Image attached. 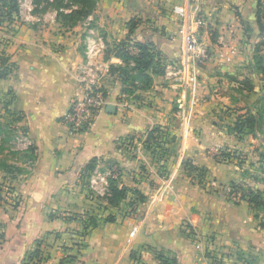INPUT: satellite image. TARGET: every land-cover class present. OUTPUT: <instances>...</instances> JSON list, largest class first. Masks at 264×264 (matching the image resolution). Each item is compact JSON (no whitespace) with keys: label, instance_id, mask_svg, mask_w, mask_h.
<instances>
[{"label":"crops","instance_id":"1","mask_svg":"<svg viewBox=\"0 0 264 264\" xmlns=\"http://www.w3.org/2000/svg\"><path fill=\"white\" fill-rule=\"evenodd\" d=\"M250 1L257 7V0H97L94 12L70 27L53 11H36L35 0H19V16L0 40V53L13 63L0 79V119L13 123L30 159L14 162L12 177L0 166V183L9 182L20 201L0 207V264H25L39 245L40 264H163L158 252L176 264H264V218L248 201L235 203L215 189L243 180L241 169L210 155L233 149L249 161L263 158V133L229 130L263 97L256 81L252 92L241 85L254 61L245 29L253 20L244 15ZM189 6V25L212 58L185 85L167 73L183 41L175 8ZM197 6L206 26L196 22ZM132 19L131 39L152 43L164 72L152 75L151 89L129 95L118 71L125 64L107 46L128 37ZM84 79L104 90L106 104L75 131L65 116L84 97ZM157 126L176 136L166 163L145 143ZM186 160L206 170L202 183L196 172L180 174ZM111 181L128 189L117 205L109 203ZM134 190L146 199L131 212ZM84 213L98 225L82 236ZM110 213L114 221L106 220Z\"/></svg>","mask_w":264,"mask_h":264},{"label":"trees","instance_id":"2","mask_svg":"<svg viewBox=\"0 0 264 264\" xmlns=\"http://www.w3.org/2000/svg\"><path fill=\"white\" fill-rule=\"evenodd\" d=\"M71 1L74 5H79L78 8L73 9L66 2ZM36 4L40 3H48L47 0H35ZM262 0H257L256 3L258 5L257 19L256 23L258 25V32L255 35L263 38L261 42H257L255 44L253 64H251L255 70L264 74V55L261 53L262 47H264V16L261 10ZM52 3L57 4L58 8V17L62 19L68 26L72 27L79 22L88 18L95 10L97 0H52ZM71 7L69 12H65V8ZM260 6V7H259ZM45 8L47 6L45 5ZM20 13V3L19 0H0V28L3 26H8L17 20ZM72 22V24L69 23ZM246 30L253 32L254 26L247 22ZM137 24L134 19L130 21V34L128 37L120 42H114L112 44H108L107 53L108 55H115L119 57L125 67H119L118 71L122 77V81L124 83V91L129 95L135 94L139 90H149L153 86V77L154 74H162L164 72V58L160 51H158L152 43H142L138 41H134L131 39V34L136 29ZM254 33V32H253ZM134 47L137 49L136 53H133L130 48ZM131 63H134L133 65ZM256 67V68H255ZM113 69V66L110 69ZM13 70V63L10 62L9 56L2 51L0 53V79L8 77ZM113 71V70H112ZM249 92L254 91L255 86L251 80L248 78L243 80L241 83ZM264 88V87H263ZM264 129V95L261 98V101L258 102V108L256 110L250 109L245 114H241L237 117L236 121L232 126L229 127L230 131H233L236 135L242 137L243 135H257L258 133H263ZM176 141V136L172 135L168 132H165L161 126H157L149 131L148 137L146 139V146L149 150H151L155 155L159 157L162 161L166 163L170 157L172 156L174 150L172 149V144ZM239 154L238 151H229V149L222 150L220 155L214 156L213 159L216 161H228L233 157ZM264 158V154H262ZM240 159V158H239ZM243 160L239 163L243 164ZM164 163L161 167H165ZM184 166L189 168L190 172H196L200 174L198 177L199 182L202 183L206 170L202 167H197L190 160H186L184 162ZM92 168V165L89 166ZM6 171L10 177L13 176L12 169H8ZM166 171V170H165ZM12 173V174H11ZM2 182L0 183V186ZM111 196L109 197V203L112 205H117L123 200L127 198L128 189L119 188L115 182L111 181ZM235 189L240 186H233ZM241 189V188H240ZM247 194H245L242 198L249 202L251 208L254 210L256 217L260 216L258 212V208L264 205V189L254 188L250 185H246ZM134 198L129 201V206L131 208V212H134L136 204L138 202L145 201L146 197L138 190L133 191ZM6 203L3 200L0 194V207ZM236 203V202H235ZM84 224V235H86L90 229H93L98 225V219L96 217L90 216V222H86V218H81ZM107 221H114L113 216H108L106 218ZM264 226V223H262ZM42 250L40 249V245L36 248L32 253H30L25 264H37L41 262L42 259ZM131 258L136 260V253H131ZM157 258L163 264H176L174 258L168 257L161 252L157 253ZM38 259V262L36 260Z\"/></svg>","mask_w":264,"mask_h":264},{"label":"rangeland","instance_id":"3","mask_svg":"<svg viewBox=\"0 0 264 264\" xmlns=\"http://www.w3.org/2000/svg\"><path fill=\"white\" fill-rule=\"evenodd\" d=\"M47 1L50 2V5L48 3H46V4L40 3L37 5L36 11L38 9H40L41 11L50 10V11L55 12L58 15L57 4L52 3V0H47ZM21 2L26 3V0H21ZM66 3H68V5L71 6L73 9H76L79 7V5H74L71 1H69V2L67 1ZM250 4H252L251 1L249 2V5H248L249 6L248 11H245L244 15L247 16L246 18L253 20V22L249 21V23H251L254 26V31H253L254 33L247 31V34H248V41L250 42L249 44L255 50V44L257 42H261V40H263V38H259V40L257 38H255V34L258 32V25L256 23V19L258 17V15H257L258 5H257V7H256V5H255V7H251ZM45 5L47 6V8H45ZM69 6L67 8H65L66 9L65 12L70 11L71 7H69ZM261 10H262L261 12L264 16V1L262 3ZM69 23L72 24V22H70V21H69ZM245 29H246V27H245ZM261 53L264 55V47H262ZM249 69L250 68L248 67V70ZM252 72H254L255 74H252ZM249 73H250V76H247V78L249 80H252L253 82L256 81L255 84H256V86H259L260 89H261V87H264V74L263 73L258 72L257 70L254 69V67H253V69L251 68V71H249ZM256 76H258L259 80H256V78H255ZM263 95H264V88H263ZM0 116H1V114H0ZM12 124L13 123L9 120L5 121V119H3V120L0 119V166H2V167L5 166L10 170L12 168H14V166H13L14 162L23 161V162L27 163L30 159L29 155L25 154L23 152V147H22L23 140L19 135H17L14 132V127ZM263 134H264V129H263ZM229 151H230V149H229ZM231 151H236V150L231 149ZM213 152L214 151H210L211 156H212ZM238 152H239V154H237L236 156H239L240 159L238 157H233L231 160L224 161V162L234 163L235 165L239 166V168L241 169V175H242L243 180H240L238 182H230V183L224 184V185L221 184L220 186L215 187L216 191H221L222 193L226 194L231 201L236 202V203L240 200L237 196H233V194L236 193L238 196H241V200H244L242 198H244L243 196L245 194H247L246 185H250L254 188H260V189L261 188L263 189L262 185H264V158L260 159V157H258V155H257L254 157V159L252 158V159H250L251 161H249V158H247V155L245 153H241L240 151H238ZM241 160H243L244 162H243V164L240 165L239 162ZM165 170L162 169L161 174L165 178L166 177L168 178L170 170H168L167 168H165ZM12 171H13V169H12ZM180 174L192 176L189 168L185 167L184 163L182 164V169H181ZM197 175H198V177H200L199 173ZM235 185H238L240 187L235 189L233 187ZM7 202L12 204L13 207H17L19 205L20 201H19L18 197H15V199L12 202H9V201H7ZM258 212L264 218V205H262L261 207L258 208ZM110 216H112V214L109 215V217ZM80 217L86 218V220H87L86 222H88V223L90 222V220H89L90 215L88 213H86V214L84 213V214L80 215ZM80 234L82 236L84 235V229H82V231H80ZM78 250H80L79 244H77V251ZM42 254H41L42 259L45 260L44 259L45 256H43ZM36 262H38V259L36 260ZM37 264H40V262Z\"/></svg>","mask_w":264,"mask_h":264},{"label":"built area","instance_id":"4","mask_svg":"<svg viewBox=\"0 0 264 264\" xmlns=\"http://www.w3.org/2000/svg\"><path fill=\"white\" fill-rule=\"evenodd\" d=\"M175 11L182 17L184 23L182 24L183 41L181 46L180 59L172 65L168 66V76L171 79H176L183 82L185 85L196 81L195 70L199 65L207 63L211 58V53L206 49L200 41L199 32L193 31L189 25L190 18V6L188 8H175ZM196 15V22L198 26H206L205 18L202 16L199 6L194 10ZM7 26L0 28V40H4L7 36L4 34V30ZM132 52H137V49L131 47ZM86 82L85 79L82 80ZM86 84V90L84 97L81 100L74 102L70 111L65 116V121L75 131L82 130L88 126L97 113L106 104V94L104 90L97 85L95 80L88 81ZM212 157L221 154V150H213ZM12 187L9 182H2L0 186V194L6 202H12L15 199V194L12 192ZM233 196H237L240 201L241 196L236 193ZM238 201V202H240ZM134 234V232H133Z\"/></svg>","mask_w":264,"mask_h":264},{"label":"water","instance_id":"5","mask_svg":"<svg viewBox=\"0 0 264 264\" xmlns=\"http://www.w3.org/2000/svg\"><path fill=\"white\" fill-rule=\"evenodd\" d=\"M108 108H109L110 111L113 110V106H112V105H109ZM113 112H114V111H113Z\"/></svg>","mask_w":264,"mask_h":264}]
</instances>
